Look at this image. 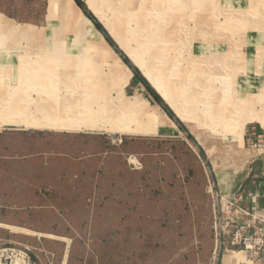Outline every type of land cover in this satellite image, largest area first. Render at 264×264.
I'll return each mask as SVG.
<instances>
[{
  "label": "rangeland",
  "instance_id": "374dc122",
  "mask_svg": "<svg viewBox=\"0 0 264 264\" xmlns=\"http://www.w3.org/2000/svg\"><path fill=\"white\" fill-rule=\"evenodd\" d=\"M80 1L102 26V35L77 4L74 3L88 19L87 34L83 25L75 23L77 15L64 13L62 4L65 6L66 0H0V27L58 31L53 32V36H46L51 44L77 42L84 49L90 43L100 48L104 45V49L108 43L112 46L118 56L115 53L109 55L101 48L90 50L78 59L82 66L87 63L97 70L96 80L90 77L94 75L92 73L88 77L76 78L77 69L73 68L76 59L71 60V67L75 70L73 89H76L78 80H88L86 88L83 84L81 86L88 89L89 102L95 100L103 103L105 108H112L113 114L109 118L113 119L115 126L121 125V129L132 121L135 127L146 123L154 126L155 114L158 121L159 116L164 121L163 113L167 115L165 121L168 125L167 137H163L166 141L139 137L129 142L118 137L121 153L135 167H140L129 175L140 187L149 188V176L145 179L144 168L149 171L155 163L158 167L161 151L168 155L164 169L166 190L156 195V199L142 204L143 208L150 210L153 228L142 229L146 240L133 245V264H224L227 255L240 249L230 245L231 234L223 227L225 220L220 217L223 212L215 195L221 193L222 188L218 186L215 174L222 176L224 170L218 167L215 173L214 164H226L231 173L236 169V177L242 174L246 165L238 163L237 159L248 148L246 127H264V0H100L103 3L92 5L87 0ZM147 30L163 36L162 53L168 62L161 57L151 60L148 56ZM56 37H66V40H54ZM23 38L33 42L30 36ZM81 70L84 73L85 70ZM135 70L158 94L172 116L148 92ZM168 72H178L183 74V80H191L189 86L197 92V98L191 102L181 97L174 100V110L166 92L162 93L150 77L156 74L161 81H170L169 87L173 88L178 84V78ZM93 82L96 84L92 85ZM108 93L111 97L119 96L118 109ZM262 137H255V148L264 145ZM225 156H228L227 162ZM149 157L152 158L149 160ZM195 161L201 170L197 169ZM152 175L154 178L155 173ZM156 176H159V170ZM193 183L198 189L203 183L205 188L213 191L183 190ZM159 188L157 185L153 191H159ZM64 198L56 197L61 201ZM130 198L136 200L137 196L134 193ZM213 203H216L214 211ZM156 208L162 210L160 214H155ZM214 218L217 233L213 228ZM219 220L221 228L218 227ZM74 221L79 220L75 218ZM75 232L79 234L77 229ZM4 235L0 230V237L4 238ZM95 238L93 229L85 244L0 240V261L3 257H12L2 252L10 248L25 252L26 259L29 258L25 264H66L68 256L71 259L69 264H98L99 248L92 242ZM101 252L106 256L111 249ZM239 253L249 260L245 252Z\"/></svg>",
  "mask_w": 264,
  "mask_h": 264
},
{
  "label": "crops",
  "instance_id": "0c3cea01",
  "mask_svg": "<svg viewBox=\"0 0 264 264\" xmlns=\"http://www.w3.org/2000/svg\"><path fill=\"white\" fill-rule=\"evenodd\" d=\"M95 29L102 35L98 28ZM28 31L38 33H25ZM53 32L58 31L0 28V230L5 234L0 240L85 244L89 232L94 229L96 238L92 242L99 248L98 264H130L135 259L133 245L146 240L142 229L153 228L150 210L142 204L156 199L155 196L167 188L164 169L168 155L161 151L158 167L155 163L149 171L144 168L145 179L149 176V188L140 187L129 177L140 167H135L121 153L118 137L129 142L139 137L166 141L163 137H167V115L163 113L165 120L159 116L158 121L155 114L154 126L146 123L135 127L134 121L123 129L121 125L115 126L109 118L113 114L112 108H105L103 103L95 100L89 102V92L79 87L80 84L75 82L76 89L72 87L74 69L71 60L76 59L73 68L77 69L74 71L79 77L87 63L82 66L78 58L68 55L84 53L82 45L77 42L41 43L32 38L53 36ZM24 36H30L33 42H28ZM108 46L111 54H116L109 43ZM96 49L98 46H94L93 50ZM64 72L69 73V78L58 74ZM96 72V69L90 72L94 74L90 75L94 80L97 79ZM80 83L86 85L82 80ZM116 96H109L115 107L120 105L119 96ZM81 101L91 103L88 107L93 110L90 115L93 125L101 129L66 125L70 122L68 107ZM247 128L248 148L241 151L242 155L237 159L238 163L246 165L244 172L236 177L237 170L231 173L226 164H214V171L216 173L218 167L224 170L222 176L215 174L221 193L233 198L247 211L246 217L253 218L255 224L264 228V145L255 148V137H264V127ZM227 158L225 156L224 160L228 161ZM176 180L178 182V178ZM157 185L159 191H153ZM195 185L183 190L209 191L203 183L199 189ZM134 193L137 199L131 200ZM56 197L65 198L61 201ZM160 211V208L154 209L155 214ZM233 211L234 216L242 220L244 215ZM75 218L79 221L75 222ZM109 249L111 253L104 256L101 251ZM70 260L68 256L66 264ZM224 264H264V259L246 260L239 252H231Z\"/></svg>",
  "mask_w": 264,
  "mask_h": 264
},
{
  "label": "bare ground",
  "instance_id": "6f19581e",
  "mask_svg": "<svg viewBox=\"0 0 264 264\" xmlns=\"http://www.w3.org/2000/svg\"><path fill=\"white\" fill-rule=\"evenodd\" d=\"M101 2L103 3V1H100V0H87V3L90 4V5H92V4H100ZM104 2H106V1H104ZM110 4H108V5H110ZM62 6H63V8L62 7L61 8H62V11L63 12L66 11L70 15H72V13H74L75 15H77L78 18H76L75 23L77 25H79V26H82L83 25V28L85 29V32L87 34L86 25H87L88 19L75 6L74 2L72 0H66V5L64 6V4H62ZM144 7H145V5H144ZM170 13H172V12H170ZM0 22H2V21L0 20ZM0 28H5V27H0ZM9 28H18V27H11L10 26ZM30 28L31 27H25L23 29L25 31H27ZM150 31H152V30H147V39L149 40V42H147L148 43L147 44V50H149L148 51V56L151 57V60H152V58L153 59H157V58H160L161 57V58H164L167 61L168 58L166 56H164L163 53H162L163 50H164V47L161 46V43L163 41V39H162L163 36H161V34L156 33L154 31L153 32H150ZM25 33L34 35V34H37L38 32L28 31V32H25ZM89 33L95 34V32H93V31L92 32L89 31ZM39 36L38 37H32V38L33 39L36 38L38 40L41 39L45 43H48L49 42V39H48L49 37L43 36V37H40L39 38ZM57 39L63 41V40H66V37H62V39H59V37H56L54 40H57ZM41 40H39V41H41ZM62 43H65V41L64 42H59L60 45H62ZM118 45L121 48L123 47V44L122 43H118ZM94 46H98L99 49H101L102 47H105L103 45L100 48L99 45H95V43H90L89 45L86 46V49L84 50V53H87L88 51L93 50ZM105 49H106V53L109 54V52L111 51V48H109V46H107ZM105 49L102 48L103 51ZM111 52H110L109 55H111ZM84 53H79V52L77 54H72L71 53L68 56H71V57H75V58L80 59V57L83 56ZM86 58H88V56ZM87 65L84 67V70H85L84 73H82V72L79 73V74H81L80 77L78 76L77 73L74 76L77 77V78L78 77L79 78H81V77L82 78L83 77H88L87 75L93 69H95V68L94 67H91L90 64H87ZM166 65H167V63H166ZM165 67H167V66H165ZM171 73H172L173 76L177 75L175 77L178 78V84H176L173 88L172 87H169V82L170 81L169 82L168 81H161V79L156 74L155 75L152 74L153 76H150V77H151V80L153 81V83L158 86V88L162 91V93L166 92V94L165 93L164 94H165L166 98L169 99V101L172 103L173 108H174V100L176 101L180 97L183 98V99H185V101H187V102H191V101H193V99H196L197 98L196 97V95H197L196 93L197 92H195L194 89L191 90L190 89L191 87L189 86L190 85L189 83H191V80H183V77H182L183 74H180L178 72H174V73L171 72ZM171 73H169V75H171ZM58 74L59 75H67V76L69 75V73L68 74H65V72L62 73V74H60V73H58ZM189 77H190V75H189ZM68 78H69V76H68ZM71 82H72V80H71ZM80 82H81V80H78L76 82L78 85L80 84L79 87H81V85H82V83H80ZM85 82L87 83L88 80H86ZM83 83H84V81H83ZM164 83L166 84V86H165ZM84 84L82 86H86ZM95 84L96 83H92V85H95ZM174 90H175V92H173ZM87 92H89L88 89H87ZM91 103H89V104H91ZM89 104H87V101H81V102H77V103H74L73 102L72 105L70 107H68V109H67V115H68V119H70V122H68L66 125L67 126H70L71 125V126H74V127H77V128H83V129H101L100 126L97 127V126L93 125V121H92V118L90 116L93 113V110L88 107ZM174 110H175V108H174ZM177 113H179V112L177 111Z\"/></svg>",
  "mask_w": 264,
  "mask_h": 264
},
{
  "label": "built area",
  "instance_id": "2783aa9c",
  "mask_svg": "<svg viewBox=\"0 0 264 264\" xmlns=\"http://www.w3.org/2000/svg\"><path fill=\"white\" fill-rule=\"evenodd\" d=\"M209 191H213L208 188ZM215 195L219 198L218 205L223 212L222 217L224 222V228L227 229L231 234L230 245L239 246V252H245L250 260L264 259V228L255 224L253 218H248L245 216L246 212L242 207H240L233 198L223 197L221 193L216 192ZM216 203H213V211L215 210ZM240 213L242 220L237 219L234 214ZM218 227L221 228L220 220ZM213 228L215 233H217V223L214 218ZM6 255H11L3 257L0 261V264H25V252L19 251L16 252L13 249L6 248L2 250ZM17 257V258H16ZM16 258V260H15Z\"/></svg>",
  "mask_w": 264,
  "mask_h": 264
},
{
  "label": "trees",
  "instance_id": "16d2710c",
  "mask_svg": "<svg viewBox=\"0 0 264 264\" xmlns=\"http://www.w3.org/2000/svg\"><path fill=\"white\" fill-rule=\"evenodd\" d=\"M75 3L77 4V6H79L83 12L89 17L91 18L92 22L94 23L95 27L98 28L99 30H101L102 32L104 31L102 26H100V24L98 22L95 21V19L93 18V16L91 14H89L86 9H85V6L83 5V3L80 1V0H74ZM106 37V40L109 41L111 44L112 42L109 40V38H107V36L105 35ZM125 62L126 59H125ZM136 74L139 76L140 80L143 82V84L146 86V89L148 90V92L153 96V98L159 102L163 108L165 109V111L172 116V113L171 111L169 110V108L163 103V101L161 100V98L158 96V94L152 89V87L147 83V81L138 74V72L135 70Z\"/></svg>",
  "mask_w": 264,
  "mask_h": 264
}]
</instances>
